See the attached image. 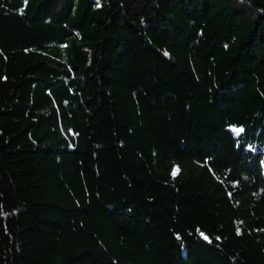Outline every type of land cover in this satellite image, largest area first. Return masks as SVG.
<instances>
[{
    "label": "trees",
    "instance_id": "16d2710c",
    "mask_svg": "<svg viewBox=\"0 0 264 264\" xmlns=\"http://www.w3.org/2000/svg\"><path fill=\"white\" fill-rule=\"evenodd\" d=\"M0 264H264V0H0Z\"/></svg>",
    "mask_w": 264,
    "mask_h": 264
},
{
    "label": "snow or ice",
    "instance_id": "6c2138e0",
    "mask_svg": "<svg viewBox=\"0 0 264 264\" xmlns=\"http://www.w3.org/2000/svg\"><path fill=\"white\" fill-rule=\"evenodd\" d=\"M205 239H207V237H205Z\"/></svg>",
    "mask_w": 264,
    "mask_h": 264
}]
</instances>
